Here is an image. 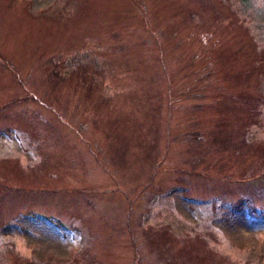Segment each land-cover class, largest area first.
Returning a JSON list of instances; mask_svg holds the SVG:
<instances>
[{
    "label": "rangeland",
    "instance_id": "obj_1",
    "mask_svg": "<svg viewBox=\"0 0 264 264\" xmlns=\"http://www.w3.org/2000/svg\"><path fill=\"white\" fill-rule=\"evenodd\" d=\"M0 264H264V0H0Z\"/></svg>",
    "mask_w": 264,
    "mask_h": 264
},
{
    "label": "trees",
    "instance_id": "obj_2",
    "mask_svg": "<svg viewBox=\"0 0 264 264\" xmlns=\"http://www.w3.org/2000/svg\"><path fill=\"white\" fill-rule=\"evenodd\" d=\"M243 121L244 122H242V123L244 124L245 129H243V131H242L243 135H241L239 137L236 136L237 134L235 136H232L229 133L224 134V136L222 134L221 135H212L213 139H212V137H210L211 135L207 137L208 142H210L209 140L214 141V142H212V144L215 145V147L217 149L221 148L219 151H217V153L220 156L217 158V160H219V161L225 160V158H226L225 156H227L228 149H230L232 146H234L235 151H237V152H239V154H241L242 158H245V157L247 158L248 155L251 154L250 151H248V147L251 146V145L248 146V143H250V142H247L245 137H247V132L251 128V126H253L254 124H257V123H256V121L254 124L252 123V121H247V120H243ZM199 136H202L204 138V136L201 134ZM202 142H203V139H202ZM251 144L253 145V143H251ZM195 145L199 146L201 144H195ZM230 160H231V158H230Z\"/></svg>",
    "mask_w": 264,
    "mask_h": 264
}]
</instances>
